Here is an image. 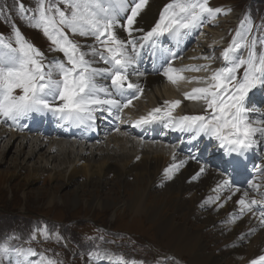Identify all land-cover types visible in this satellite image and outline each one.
Returning <instances> with one entry per match:
<instances>
[{"label": "snow or ice", "instance_id": "1", "mask_svg": "<svg viewBox=\"0 0 264 264\" xmlns=\"http://www.w3.org/2000/svg\"><path fill=\"white\" fill-rule=\"evenodd\" d=\"M36 3L32 16L24 15L31 9L20 6L21 19H27L29 27L41 31L52 45L51 50L61 53L62 57L47 59L15 25L16 46L0 35V122L3 123H15L32 114L47 113L66 123L89 128L95 125L98 112L110 115L115 112L119 119L118 113L132 103L127 95L129 91L133 92L134 98H138L135 93H143V88L131 80L132 76L144 75L136 67L141 51L145 48L157 50L160 38L165 35L177 39L187 36L222 11L211 7L210 0H169L153 26L145 31L140 24L150 0H36ZM245 23L241 22V29ZM247 25V31L237 30L232 43L221 53L224 62L221 67L211 70L210 75L189 80L204 85L184 93L185 99L202 101V114L175 118L173 110L181 101L174 100L164 102L167 108H154L147 116L135 121V126L160 121L171 130L190 133L193 141L200 137L215 141L221 153L216 166L225 176L246 170L249 153L264 145V111H260L252 100L256 91H264V50L256 51L257 44L264 47V37L257 40L253 36L249 41L251 22L247 21ZM118 29L127 34V39L119 36ZM69 33L91 37L94 43L84 50V46L73 40ZM244 49H247L246 56L242 54ZM170 55L175 58L174 54ZM204 59L214 60L215 57ZM209 69L210 65L176 69L172 59H167L166 66L162 65L158 74L175 84L185 79L177 73L208 72ZM189 158L196 159L194 156ZM173 161L164 169L168 180L187 163L186 160L177 161L175 155ZM253 167L264 176V163ZM205 171L206 168L201 166L192 180ZM250 186L257 187L255 183ZM224 189L233 194L241 191L239 188L233 190L227 178L213 191ZM231 198V195L227 197ZM217 200L218 195L208 197V202ZM236 203L241 206V214L252 213L264 226V197L260 200L251 198L245 190ZM256 231L251 228L240 239H247ZM25 255L37 253L28 249ZM102 258L99 253L95 254V259ZM107 258L110 264H136L122 256ZM35 264H55V261L41 256ZM252 264H264V255Z\"/></svg>", "mask_w": 264, "mask_h": 264}, {"label": "rangeland", "instance_id": "2", "mask_svg": "<svg viewBox=\"0 0 264 264\" xmlns=\"http://www.w3.org/2000/svg\"><path fill=\"white\" fill-rule=\"evenodd\" d=\"M214 3L218 8L223 4L225 13L232 11L234 15H239L241 20L250 21L252 37L255 36L257 40L264 37V0H216ZM214 3L210 1V5ZM21 5L25 9L32 10L26 11L25 16L34 15L36 0H0V35L16 46L13 38V25H15L28 42L39 45V36L42 32L29 27L27 19H21L19 11ZM225 17H228L227 14ZM230 25L233 27L234 23ZM224 27L226 24H217L211 33L215 35L217 32L218 37L221 38ZM119 32L123 34L124 31L119 30ZM200 39L203 41L207 39L204 31ZM40 47L49 60L51 59L50 54L56 52L51 50L52 45L49 42H44ZM262 50L264 47L257 44V53ZM189 75L192 74L187 76ZM16 94H19L18 90ZM253 102L259 108L261 100L258 102L253 100ZM18 140L15 138L12 141L9 135L5 137V134L0 139V228L10 231L13 239L25 246L27 250L31 249L37 253L38 258L43 256L62 264H96L97 259L91 260L96 252L88 245L97 247L103 243L102 238L106 237L112 241H107L106 245L99 248L107 250L101 255L104 258L122 256L138 264H178V261L182 264H190L185 254L170 251L166 245V236H161L158 228L147 218L129 215L128 212L113 213L108 208L103 209V207L99 208L89 204L94 196L103 197L104 195L118 199L122 191L127 195L130 193L126 191L127 185L123 187L122 184L120 186L116 183L103 186L92 180L78 188L76 202L71 203L75 197L74 186L85 183V176L78 172L64 184L62 179L48 178L46 174L49 169L44 168L41 161V158L47 157L45 156L46 146L32 152L28 143L22 145ZM43 141L46 142V138ZM114 177L113 173L108 174V178L113 181H115ZM122 180L125 183H131L133 176L125 178L123 175ZM158 188L161 191L164 187ZM52 194L58 195V200L47 204L48 197ZM5 208L12 212H4ZM199 210L203 214L206 212L205 208ZM16 212L21 214L17 215ZM198 214H200L199 211ZM40 217L46 219L39 220ZM188 222L193 229H202L206 233L204 237L207 251L219 255L220 252L226 251L225 248L228 249L227 238L219 236L214 238V232L199 223L197 218L194 220L191 217ZM73 232L81 237V243L76 242ZM2 248L5 249L3 246ZM20 251L22 252V249ZM14 258L17 263V258ZM218 261L219 264L234 263L226 256L223 261ZM100 264L103 262L100 261Z\"/></svg>", "mask_w": 264, "mask_h": 264}, {"label": "bare ground", "instance_id": "3", "mask_svg": "<svg viewBox=\"0 0 264 264\" xmlns=\"http://www.w3.org/2000/svg\"><path fill=\"white\" fill-rule=\"evenodd\" d=\"M166 1L169 2V0H150V5L145 10L141 22L147 26L149 20L155 17L157 11L163 7ZM220 9L222 10L220 18L208 23L209 27L215 28V25H224V22L227 21L223 7ZM207 29L204 30L205 34ZM208 31L211 32V29ZM206 37L207 42L218 43L220 41L217 32L215 35L211 33ZM205 48H210L215 53L219 46ZM206 74L210 75V72H206ZM206 74L200 75L206 76ZM193 77L198 76L185 75V79H181V81L189 82ZM146 85L144 98L138 102L141 107H153L163 99H173L182 91L194 88L192 84L183 83L175 92L170 85L161 82L160 77L156 76L148 77ZM145 99L146 102H143ZM4 134L5 137L9 135V139L12 141L18 138L22 145L28 143L32 152L46 146L45 156L47 157L44 158L41 155L43 157L41 161L42 166L49 169L46 174L48 178L62 179L64 184L78 172L85 176V183L74 186L75 197L71 203L76 202L78 188L92 180L103 186L116 183L120 186L122 184L123 187L127 185L126 191L130 192L127 195L120 191L118 199L104 195L103 197L94 196L89 204L99 208L103 207V209L108 208L113 213L116 211L118 214L128 212L129 215L147 218L158 228L161 236H166V245L170 251L181 255L185 254L190 264H219L218 260L223 261L225 256L229 257L234 262L233 264H242V262L252 264L259 256L264 255V226H261L257 216L246 213L241 220L230 219L228 214L234 213L233 201L222 204V207L220 206L221 202H208V197H215L211 188L215 186L216 181L220 180V178H216L217 175L213 171L207 172L198 182L189 183L187 179L194 172L196 166L188 164L170 182L165 183L164 188H161L163 192L159 190V182L162 180L164 169L174 162L172 148L164 142L140 144L135 136L121 132L109 136L100 145L95 142L77 143L47 134H33L28 137L26 133L8 132L0 126V139ZM44 138H47L46 142L43 141ZM109 173L115 175V181L108 178ZM123 175L125 178L133 176V182H123ZM57 198L58 195L52 194L48 197L47 204L57 201ZM201 208L206 209L205 215L199 210ZM191 217L194 220L197 218L199 223L209 227V230L214 232V238H218V236L227 238L228 249L225 248L226 251L220 252L219 255L207 251L204 237L206 233L202 229L197 230L191 227L188 222ZM251 228H256V233L247 239H240ZM101 262L109 264L110 260L106 257Z\"/></svg>", "mask_w": 264, "mask_h": 264}, {"label": "trees", "instance_id": "4", "mask_svg": "<svg viewBox=\"0 0 264 264\" xmlns=\"http://www.w3.org/2000/svg\"><path fill=\"white\" fill-rule=\"evenodd\" d=\"M8 211L12 212L10 209H7V208L4 209V212H8Z\"/></svg>", "mask_w": 264, "mask_h": 264}]
</instances>
